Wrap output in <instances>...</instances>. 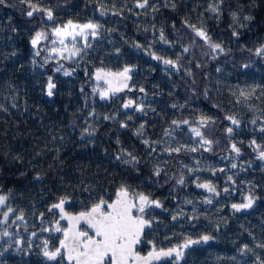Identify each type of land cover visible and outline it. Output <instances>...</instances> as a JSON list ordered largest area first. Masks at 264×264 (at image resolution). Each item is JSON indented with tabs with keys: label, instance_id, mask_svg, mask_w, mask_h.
<instances>
[{
	"label": "trees",
	"instance_id": "obj_1",
	"mask_svg": "<svg viewBox=\"0 0 264 264\" xmlns=\"http://www.w3.org/2000/svg\"><path fill=\"white\" fill-rule=\"evenodd\" d=\"M32 2L51 9L53 19L48 20L44 12L27 17L28 5L20 0L0 4V188L15 193L27 187L23 192L41 193L50 201L68 198L74 208L80 209L101 197H110L121 186L142 191L149 181L157 187L166 183L172 168L167 164L157 176L147 165L148 149L133 133L139 118L129 124L113 120L114 103H98L90 94L92 69L129 66L141 72L143 47L177 61L175 73L170 71L168 77L161 78L154 72L146 79L150 92L159 96L157 100L154 97V110L141 120L148 137L158 138L173 116H207L211 122L201 131L212 141L210 150L215 151L222 145L225 117L232 116L245 125L246 132L238 138L243 144L248 141L250 114L233 103L229 91L232 85L227 82L254 84L256 79L246 77L245 72L264 67V53L257 52L264 47V0H149L157 11L137 8L136 0ZM212 4H219L218 16L208 11ZM69 20L79 24L91 21L100 28L96 37L90 36L80 45L77 63L62 59L74 68L75 78L61 80L52 73L45 50L34 48L31 39L35 32H45L47 38L38 43L43 46L52 29ZM186 25L203 28L223 52H213ZM161 29L168 43L156 36ZM233 32L238 35L233 36ZM185 47L188 53L183 52ZM49 76L56 85L52 97L44 91ZM181 104L179 110L176 105ZM121 123L127 127H121ZM254 137L258 152L264 151V134ZM122 153H131L139 162H122ZM165 158L175 165L171 155ZM256 164L245 177L252 179L257 192L264 195V163ZM175 168L179 170L177 165ZM35 175L39 179L33 180ZM172 176L178 178V173ZM181 190L177 187L174 191L181 194ZM168 196L164 197L169 205ZM216 235L209 251L200 250L197 264H206V259L218 264L222 257L219 252L228 242H219Z\"/></svg>",
	"mask_w": 264,
	"mask_h": 264
},
{
	"label": "flooded vegetation",
	"instance_id": "obj_2",
	"mask_svg": "<svg viewBox=\"0 0 264 264\" xmlns=\"http://www.w3.org/2000/svg\"><path fill=\"white\" fill-rule=\"evenodd\" d=\"M150 52L155 53L156 56L162 59L156 60L152 58V55L148 56V54L140 52L144 64L141 72L134 71L130 67L132 71L129 73L130 80L128 87L115 93H109L104 99H101L100 96L101 90H105L104 85L94 83L90 75L91 84H94L95 89H97L96 92H93V89L90 88V94L98 103H110L112 101L116 106L110 116L111 119L117 120L118 122L121 120L129 124L133 123L136 118H139V121H143L147 113L154 110V97L157 100L159 96L156 95L157 92L155 95L150 92L151 90L147 87L146 79L150 78L154 72L162 78L164 75L163 70H167L169 74L170 71L175 73V68H169V66L164 65L162 60L167 58L162 57L160 53L153 52L152 50ZM141 88L144 89L143 92L140 91ZM128 100L134 101V104H143L144 114L141 115V112H136L134 106L128 109L123 107L122 109V106ZM168 105L172 107L174 104ZM176 107L182 110L183 105H176ZM202 118H207V116H200L195 119H190L189 117L177 119V117L175 118L173 116L172 119L173 121L180 122L184 128L187 127V124L182 123L183 121L187 120L191 123L200 120L197 122V126L202 133L201 128L204 125L201 124ZM142 121L141 123H143ZM225 122L226 125L223 129L224 136L219 149L213 151L210 150L209 145L200 146L197 144L195 146L191 145L190 149L182 150L179 153H168L166 157L171 155L177 168L180 163L189 159L181 160L185 156H188L189 153L193 156L195 155L199 162L202 159L204 162L217 163L221 166L227 165L231 170L242 169L243 172H247L256 163L258 164L260 162V164H263L264 159L260 158L262 151L258 152L255 144H252V141H255L254 135L264 134V131L249 128L247 132L250 136H248L246 144H243L238 136L246 132L244 131L245 125L240 121L238 126L233 125L227 117H225ZM229 127L233 129L232 133L226 131ZM240 127L243 129H239ZM176 129V132H180L181 134V127L178 126ZM202 135L207 139L203 133ZM182 136L184 137L185 135L183 134ZM194 137H196L195 134L191 135V138ZM233 144L240 149L239 155L233 151ZM192 148L197 150L191 151ZM151 159L149 157L147 165L153 170L152 165L154 162H150ZM172 162H169L167 158L163 157V160L159 163L160 173L166 168L165 166L167 164L169 168H172L173 172L167 174L169 177L166 183L163 182L162 185L157 187L152 181H149L148 187H144L142 191L128 189L130 195L133 193H143L150 199L158 200L162 204L160 208L153 206L146 209V218L151 219L152 224L150 228H145L142 236L143 242L136 246L137 252L140 255H144L147 251H152L153 244L156 250L176 248L180 251V248H182L180 246L187 240H199L202 235L213 237L214 233H216L217 235L215 237L219 242H228L227 247H224L219 252L222 257L218 264H264V195H260L257 192V187L255 188L253 180L246 177L254 186L252 185L253 187H250L244 195H241L236 190V184L240 180L239 176H241V171H238V177L234 176L231 180L221 176L214 177L211 171L200 173V178L198 179H191L189 176L186 178H173L171 175L174 172L178 173V170H176ZM233 163L237 165L236 168H232ZM153 172L155 175L154 170ZM181 178L184 179V184L182 185L178 183ZM32 179L36 180L37 178L34 179L32 177ZM201 183H209L214 186L216 193L208 192L206 189H203V191L195 190L194 187ZM177 187L182 188L181 194L179 193L180 195L174 191ZM26 188L22 187V189L20 188L15 193H9L7 190L0 188V195L7 197L5 204L0 205V264H68L66 258H58L57 261H50L43 255L45 247L49 251H54L60 246V240L64 239L62 230L59 232L55 231L58 226L61 229L68 227L65 219H61L60 209H52L49 211L52 205L58 203L62 198L50 201L44 199L41 193L35 195L33 193L23 192L27 190ZM118 190L116 189L110 197L104 199L111 202V200L116 198L115 194ZM167 195H170L168 197L171 199V204L169 205L166 197H164ZM183 196H185L183 200H186V205L181 203L183 200L181 201L180 198ZM249 196L256 198L251 208L239 212L233 210L231 207L232 204L245 203V198ZM63 199H65L64 213L68 215L86 211L93 203L99 200L92 202L84 208L77 209L71 205L68 198ZM207 200H211V203H207ZM178 203H181V205L179 206ZM199 203L204 204L207 208H203V205H199ZM9 208L12 209L11 212L8 211ZM192 208L196 213L192 215L187 214ZM6 212L8 213L7 217L4 215ZM185 214L186 218H184ZM170 215L172 217L177 216V222ZM21 216L23 217L22 219L20 218ZM170 222L172 225H170ZM179 222L182 225H179ZM164 223H168V225L164 226ZM80 227L87 230L86 225L83 223H81ZM213 241L214 239H211L207 243L201 242L192 244L187 248H182V256L178 260L175 257V253H173L172 257H168L154 264H197V259L201 254L200 250L209 251V248L213 246ZM245 245L248 246L247 249H245ZM61 251L63 252L64 250L62 249ZM208 261L206 259L205 263L210 264Z\"/></svg>",
	"mask_w": 264,
	"mask_h": 264
},
{
	"label": "snow or ice",
	"instance_id": "obj_3",
	"mask_svg": "<svg viewBox=\"0 0 264 264\" xmlns=\"http://www.w3.org/2000/svg\"><path fill=\"white\" fill-rule=\"evenodd\" d=\"M21 3H26L28 5L29 10L25 13L27 17L32 18L34 13L44 12L48 20L53 19V11L51 9H43L40 8L37 4L33 3L32 0H20ZM223 0H219V3H222ZM5 0H0V4H4ZM139 9H146L151 7L153 11H157L154 5H150L149 0H136V5ZM167 6V5H166ZM173 9H175L176 5L173 3L171 5ZM208 11L216 14L217 16L220 14L219 4L209 5ZM104 13H101L103 15ZM116 14V13H114ZM233 18H235L236 14L233 13ZM245 19H251V17H245ZM191 28L195 33L196 37H199L201 40L208 45V47L213 51L223 52V48L220 44L212 43L211 37L207 35V32L203 28H197L195 25H186ZM173 27H175L173 25ZM100 25L89 21L85 24H74L71 20L67 22V24L62 27L58 26L52 29V34L59 38V43L67 47L65 45V40L68 37H71L73 41L76 40L77 37L83 38L85 41L88 38L87 34H90L92 37H96L98 35ZM236 32H233V36H237ZM47 34L43 31L35 32L34 37L31 39V45L35 48L41 39H46ZM160 41L164 43H168L166 40L163 30H160ZM55 43V42H54ZM85 47H90V45H85ZM137 47H139L137 45ZM53 52H57L56 48L52 49ZM81 50L75 49L69 54V58L76 56L79 54ZM184 53L189 52V48H183ZM258 54L264 53V47L257 50ZM39 55V53H36ZM62 54V51H61ZM153 59L161 60L162 58L156 56L155 53H150ZM163 64L166 66H170L171 68H177V61L163 59ZM197 67L200 65L197 64ZM62 65L55 69L56 72H60L62 69ZM244 67H248V65H244ZM220 71L219 68L216 69ZM132 71L130 67H125L122 72L119 73H105L103 69H98L95 75V79L97 81L104 80L109 87L105 90H101L100 96L101 99L107 97L109 93H115L123 90L128 87L127 81L130 79L129 73ZM64 76H70L71 72L65 70L63 71ZM188 75H191V71L189 70ZM112 76L114 78H120L117 87H112V81L107 79V77ZM56 85L52 82V77H48L46 95L48 97H52L54 95L53 89H55ZM97 89H93V92H96ZM141 92L144 91L143 88L140 89ZM134 106V110L136 112H144L143 104H134V101L128 100L123 107L125 109L131 108ZM175 107V105H173ZM108 119V117H105ZM131 119V117H129ZM228 120L231 121L233 125H239V121L234 119L233 117H227ZM211 122V118H202L201 124L206 125ZM174 125H177V121H172ZM182 123L188 124L187 120ZM255 123V121H253ZM121 127H127L125 123H121ZM144 125L141 124L140 129L142 130ZM87 131V129H86ZM197 137H200L201 146L203 145H211L212 141L205 139L200 132L199 129H192ZM226 131L228 133H232L233 129L231 127L227 128ZM264 131V128L261 129ZM137 135H142V132L138 130ZM168 133L166 132V135ZM143 143L148 145L151 148V145L147 140H144ZM252 144H255V141H252ZM233 151L236 152L237 155L240 153V149L233 144ZM197 149L192 148L191 151H196ZM152 151H155L153 148ZM166 152H177L181 151V148L174 149H165ZM130 159L125 160V163H138L139 161L135 156H132L131 153L127 154ZM119 158V157H118ZM260 158L264 159V151L260 153ZM237 165L235 163L232 164V168H236ZM160 169L157 168L155 171V175H160ZM220 171H223L221 169ZM39 179V177H37ZM229 180L232 179L231 176L228 177ZM179 184H184V179L181 178L178 181ZM197 187L206 189L208 192L216 193V189L214 186L209 183H201L197 184ZM227 191V189H225ZM218 194V193H217ZM116 198L114 200H105L104 198H100L98 202H95L91 205V207L87 211H82L78 215L72 216L64 213V204L65 199H60L59 203L53 204L52 208L49 209H60L61 219H66L68 221V227L61 229L59 226L55 229V231H63L64 239L60 240V246L57 247L54 251L45 250L43 252L44 257H46L50 261H57L58 258L64 259L66 258L68 264H151L153 260H159L161 257H172L173 253H175V257L178 260L182 256V252L176 248H169L166 251L164 249L156 250L155 245H152V251H150L147 256H141L139 252L136 250V246L141 244L142 236L146 227L150 228L152 224V220L146 218V209L151 207H162V204L158 200H152L148 196L143 193H133L130 195L129 190L125 186H121V188L116 192ZM246 202L241 204H232V208L239 212L244 209H249L253 206L255 202V197L249 196L246 197ZM7 197L4 195H0V205L5 204ZM207 203H211V200H207ZM190 203V201H189ZM9 212L12 211L11 208L8 209ZM5 217H7L8 213L6 212ZM23 218L22 216L20 217ZM173 220L178 219L177 216L172 217ZM58 223V222H57ZM81 223L86 225L87 230L80 227ZM213 237L209 235H202L199 240H187L182 246L183 248H187L192 244H198L201 242L207 243ZM151 243V241H149ZM247 249V245L244 246ZM64 250L63 252L61 250Z\"/></svg>",
	"mask_w": 264,
	"mask_h": 264
},
{
	"label": "rangeland",
	"instance_id": "obj_4",
	"mask_svg": "<svg viewBox=\"0 0 264 264\" xmlns=\"http://www.w3.org/2000/svg\"><path fill=\"white\" fill-rule=\"evenodd\" d=\"M110 14H113L114 11H109ZM74 23V22H73ZM67 24L64 23V25ZM74 24H79V23H74ZM156 36L158 37V39H160V33L159 32H155ZM88 38L91 36L90 34H87ZM41 39L39 42H42ZM55 42V43H54ZM83 42H85V40L81 37H77L75 41H73L71 39V37H68L65 40V45L67 46L66 48L64 46H62L59 43V38L55 37L52 32H51V37L46 40L45 44L42 46L40 44H37V46L35 48H38L39 51H43L45 50V54L48 56L49 60L51 61V71L53 74H55L59 79L61 80H71L75 78L74 75V68L73 67H69L68 65L62 63V59H66L68 60L70 63L75 64L78 62L77 58H79V54L76 56H73L71 58H69V54L70 52L73 50V47L75 46V49H80V46ZM40 45V46H39ZM133 47V45H131ZM136 47V46H134ZM56 48L57 52H53L52 49ZM137 48V47H136ZM62 51V54H61ZM140 52L144 53V54H148V56L150 55V49L147 47H143L140 48ZM63 66L60 72H56L55 69L57 67ZM100 66H97L95 68H98ZM169 68H171L169 66ZM69 71L71 72L70 76H64L63 75V71ZM164 75L168 76V71L167 70H163ZM246 77L248 78H255L256 81L254 82V84H249V83H238V82H232L229 81L227 82V84L232 85L231 88H229L231 97L233 102L236 104V106L239 107V109L243 110L244 112H246L248 115L250 114L251 120H250V128L253 129H262L264 128V67H259L257 70H249L247 72H245L244 74ZM232 83V84H230ZM95 85L91 84L90 88L94 89ZM99 94V92H98ZM93 112H90V114ZM116 114V113H115ZM141 115L144 114L140 113ZM229 117V116H228ZM232 117V116H231ZM199 120V119H198ZM173 119H171L169 121V123L165 126L162 127L161 129V133L160 136L158 138H150L146 135V133L144 132V128L141 130L140 126L141 121L138 122V124L134 127L133 129V133L134 135L138 138L139 142L146 147L148 150V155L152 158L150 162H154V164L152 165L153 170L156 171L157 168H160L159 163H161V161L163 160V157H166L167 154L169 152H166L165 149H174V148H181L182 150H188L190 149V146H195V145H200V137H194L191 138V135H194L195 133L192 131V129H198V123L199 121L195 122H191L188 123L184 128V126H182L180 124V122H177V124L181 127V134L180 132L177 133L176 132V127H178L177 125H174L172 123ZM253 121H255V123H253ZM189 127V128H188ZM184 129V130H183ZM139 131L142 132V135H137L136 133ZM166 132L168 133L166 135ZM185 135L184 137L181 135ZM144 140H147L149 142V144L151 145V148L148 145H145L143 143ZM155 149V151H152V149ZM123 155V159L122 162L125 161L126 157L129 159V156L127 155V153H122ZM125 157V158H124ZM189 158V159H188ZM187 161H184L183 163L179 164L178 167V177H188L191 179H198L200 178V173H204L207 171H211L214 177H225L226 179H228L229 176L233 177L237 176L238 177V171H241V176H239V181L236 184V190L237 192H239L241 195H244L245 192L250 188L253 187L254 185L250 183V181H248L245 177L246 173L243 172L242 169H235V170H231L229 169V166H221L218 165L217 163H209V162H204L202 159L199 160L197 159V157L194 155H192L191 153H189V155L187 156ZM260 163V162H259ZM221 169H223V171H220ZM253 185V186H252ZM185 196L181 197L180 200L182 201L184 199ZM182 204L186 205V200H183L181 202ZM181 203L178 205L180 206ZM199 205H203V208H207L204 204L199 203ZM186 213V212H185ZM193 213H196V211L192 208L190 209V211H188L187 214L192 215ZM202 215H206V214H202ZM172 217V215H170ZM181 217V216H180ZM184 218H186V214L184 215ZM175 222H177V220H175ZM174 223V222H173ZM179 225H182L181 222L178 223ZM168 223H164V226H167ZM170 225H172V223L170 222Z\"/></svg>",
	"mask_w": 264,
	"mask_h": 264
},
{
	"label": "water",
	"instance_id": "obj_5",
	"mask_svg": "<svg viewBox=\"0 0 264 264\" xmlns=\"http://www.w3.org/2000/svg\"><path fill=\"white\" fill-rule=\"evenodd\" d=\"M126 66H124L122 69H120V70H118V71H112V70H104L103 69V71L105 72V73H119V72H122L123 71V69L125 68ZM98 69H102V68H96V69H94L93 71H92V74H91V78H92V81L94 82V83H98V84H103L104 85V88L105 89H107L108 87H109V85L108 84H106L105 82H104V80H100V81H97L96 79H95V75H96V72H97V70ZM129 77H130V75H129ZM107 79H109V80H111L112 81V87H117L118 86V83H119V79L120 78H114V77H112V76H109V77H107ZM130 80V79H129ZM129 80L127 81V83H129ZM46 88H47V83H46V85L44 86V91H45V94H46ZM125 89V88H124ZM123 89V90H124ZM47 96V95H46ZM48 97V96H47ZM122 109H123V106H122ZM33 178L35 179V178H37L36 177V175L35 176H33ZM195 188V190H201V191H203V188H199V187H194ZM59 203V202H58ZM55 204H57V203H55ZM52 208V207H51ZM90 208V207H89ZM88 208V209H89ZM87 209V210H88ZM86 210V211H87ZM234 210V209H233ZM246 209H244V211H245ZM235 211V210H234ZM241 211H243V210H241ZM80 212H78V213H75V214H70V215H72V216H75V215H78ZM60 214L62 215L63 213H61L60 212ZM65 221H66V223H67V225H68V221L65 219ZM147 228V227H146ZM183 248V247H182ZM182 248H180V251L182 250ZM158 250H160V249H158ZM165 251L167 250V249H164ZM150 251H147L144 255H141V256H147V254L149 253ZM166 258H168V257H161L159 260H153L152 262H151V264H154V263H156V262H159V261H161V260H163V259H166Z\"/></svg>",
	"mask_w": 264,
	"mask_h": 264
}]
</instances>
